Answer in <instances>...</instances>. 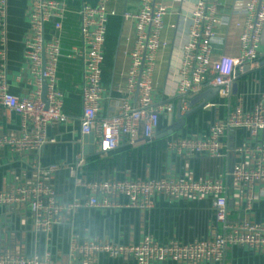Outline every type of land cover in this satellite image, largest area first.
I'll return each mask as SVG.
<instances>
[{"label": "built area", "instance_id": "1", "mask_svg": "<svg viewBox=\"0 0 264 264\" xmlns=\"http://www.w3.org/2000/svg\"><path fill=\"white\" fill-rule=\"evenodd\" d=\"M69 1L72 0H30L29 36L24 55L38 89L29 97L18 98L10 93L7 83L8 0H0V57L3 61L0 106L20 118L18 133H0V152L5 148L13 152H40L46 144L54 142L49 140V127L69 121L63 112L65 96L58 87L59 68L64 59L82 62L81 132L84 136L95 135L98 152L102 155L117 150L124 140L131 144L138 140L151 143L161 116L175 111L173 104L155 105L153 97L157 55L167 47L163 30L164 20L170 14L165 3L168 0H140L138 13L123 14L124 21L135 24V44L125 80L117 87L118 111L103 118L99 115L104 93L105 45L109 23L117 16L109 6L116 0H97L94 4L82 0L78 11L81 44L66 52L62 33ZM219 5L220 0H197L189 18L177 89L181 114L188 111L193 97L209 88H218L221 100L230 98L241 77L255 75L261 68L259 49L264 32V0H243L233 6L231 16L244 17L236 23L241 30V52L237 58L213 53V44L218 40L217 29L231 24L230 16L219 14ZM49 26L53 32L47 37ZM135 96L136 101L132 103ZM216 107L213 102L203 106L205 110ZM238 130L243 131L242 146L226 147V137ZM168 148L185 158L196 156L220 161L232 152L239 160L224 175L208 176L200 181L171 176L149 180H92L81 184L90 192L89 197L72 202L62 200L53 184L60 170L58 165L36 167L30 180L0 193V208L9 213L15 209L26 213L20 235L12 220L2 228L0 264H54L53 233L67 225L70 226L66 252L69 264H99L101 258L123 264H224L226 253L232 248L264 256V220L250 218L255 205L264 200V92L248 88L225 119L210 123L206 138H177ZM84 164L85 159L81 158L77 167ZM231 187L237 189L238 210L243 212L235 220L231 219L229 208ZM160 196L174 201L211 200L213 217L206 231L193 242L172 240L165 244L149 235L139 243L122 244L92 236L82 239L75 232L74 217L80 210L147 211Z\"/></svg>", "mask_w": 264, "mask_h": 264}, {"label": "crops", "instance_id": "2", "mask_svg": "<svg viewBox=\"0 0 264 264\" xmlns=\"http://www.w3.org/2000/svg\"><path fill=\"white\" fill-rule=\"evenodd\" d=\"M94 4L97 0H84ZM197 0H182L181 2L166 1L170 14L164 20L163 41L167 47L157 55V66L154 74L155 105L173 104L175 111L161 116L160 126L152 142L147 144L138 140L134 144L122 141L117 150L102 155L97 145L93 154L84 153V135L81 132L80 118L82 116L81 88L83 82V67L80 60L64 59L58 73V87L64 93L63 112L68 122L53 124L48 129L49 140H54L44 146L40 152L11 151L5 148L0 152V193L30 180L36 167L47 168L58 165L60 170L53 178V184L62 200L72 202L85 200L90 192L86 184L96 179L149 180L171 176L177 179L191 178L200 181L208 176L220 177L232 169L239 158L230 152L220 161L205 160L200 157L185 158L168 148V144L177 138H206L209 135V125L215 119H225L236 107L239 99L248 88H257L264 92V32L259 49V66L257 74H247L238 81L237 89L230 98L221 100L217 96L210 102L216 103L214 109L205 110L189 108L179 117V100L177 89L179 84V68L183 58V46L188 40L189 18ZM243 0H220L219 14L231 17V24L217 29L216 43L213 44L214 55H226L237 58L240 55L241 30L237 22L243 21L242 15L231 16L234 4ZM82 0L68 2V14L64 21L62 33L63 47L66 52L75 46H80V17L78 11ZM29 6L30 0H8L6 19V76L9 91L18 98H26L37 91L34 77L25 59V42L29 36ZM110 9L117 16L109 23L105 45V67L103 75V101L99 117L113 116L117 113L119 104L117 87L125 79L130 68V52L134 48L135 24L123 20L124 13L136 14L140 9V0H116L111 2ZM0 27V49L2 39ZM47 37L52 32V26L46 29ZM3 61L0 57V69ZM44 93V92H43ZM137 96L131 99L136 101ZM188 113V114H187ZM185 122V126L172 134L165 135L169 128ZM20 118L0 106V133H18ZM238 133L226 137L224 144L232 149L238 146ZM260 136V140H262ZM243 135L241 143H243ZM81 158L85 164L77 167ZM237 189L231 187L229 192V208L231 219L241 215L238 208ZM243 213V212H242ZM213 217L212 201L181 200L174 201L163 196L156 197L150 210L139 211L123 209L103 212L96 209L80 210L75 214L74 226L76 234L85 237H99L113 240L117 243H139L149 235L160 243L172 240L189 243L198 239L207 228V223ZM256 221L264 220V200L256 204L250 214ZM10 220L15 223V229L20 235L22 222L26 221V213L15 209L10 213L0 208V236L2 228ZM29 227V225H28ZM25 230V226H23ZM70 226L57 228L53 233L55 252L54 264H69L67 260V245ZM28 247L30 243L27 242ZM44 247V244H43ZM24 248L26 245L24 244ZM99 264H123L118 261L108 262L101 258ZM173 264V263H169ZM224 264H264V256L256 255L247 249L232 248L225 255Z\"/></svg>", "mask_w": 264, "mask_h": 264}, {"label": "water", "instance_id": "3", "mask_svg": "<svg viewBox=\"0 0 264 264\" xmlns=\"http://www.w3.org/2000/svg\"><path fill=\"white\" fill-rule=\"evenodd\" d=\"M246 71L249 70V66L246 67L245 69ZM237 89V84L234 86V91ZM218 88H209L207 90H205L204 92L198 94L197 96L193 97L190 102H189V108L192 109H197L198 107H202L204 106L206 103H209L211 100H213L217 94H218ZM43 97H45L46 94V81H44V89H43ZM188 114V113H187ZM179 117H181L180 115V106H179ZM185 126V122H182L179 125L176 126H172L171 128H169L168 132L165 135H169L171 136L172 134L176 133L177 131H179L180 129H182ZM84 144L85 145H89L90 144V148H86V146L84 147V153L86 154H93V152H95L96 150V137L94 134L88 135V136H84Z\"/></svg>", "mask_w": 264, "mask_h": 264}, {"label": "rangeland", "instance_id": "4", "mask_svg": "<svg viewBox=\"0 0 264 264\" xmlns=\"http://www.w3.org/2000/svg\"><path fill=\"white\" fill-rule=\"evenodd\" d=\"M237 133H238V136H239L238 137V144H239L238 147H241L242 144H243V143H241V138H242V135H243V131L242 130H238Z\"/></svg>", "mask_w": 264, "mask_h": 264}]
</instances>
